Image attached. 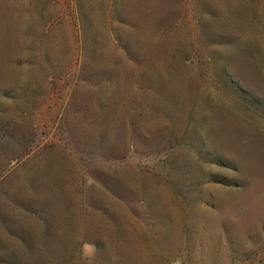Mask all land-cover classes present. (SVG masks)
<instances>
[{
    "label": "rangeland",
    "instance_id": "rangeland-1",
    "mask_svg": "<svg viewBox=\"0 0 264 264\" xmlns=\"http://www.w3.org/2000/svg\"><path fill=\"white\" fill-rule=\"evenodd\" d=\"M0 264H264V0H0Z\"/></svg>",
    "mask_w": 264,
    "mask_h": 264
}]
</instances>
